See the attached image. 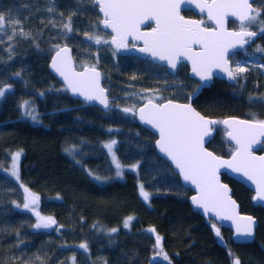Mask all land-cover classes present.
Instances as JSON below:
<instances>
[{"label":"trees","instance_id":"1","mask_svg":"<svg viewBox=\"0 0 264 264\" xmlns=\"http://www.w3.org/2000/svg\"><path fill=\"white\" fill-rule=\"evenodd\" d=\"M258 8L264 19V1ZM0 15V264H146L152 257L153 264H232L234 257L241 264H264V207L253 201L252 190L222 174L241 210L259 224L251 242L233 241L231 230L220 226V244L213 220L192 208L191 188L158 154L156 134L135 115L149 97L188 100L197 79L187 70L170 73L119 53L100 25L94 0H1ZM65 43L77 66L102 69L107 111L71 96L50 70L53 52ZM258 49L236 57H246L250 67H241L245 71L234 82L214 79L192 99L202 113L220 120L208 143L218 154L234 150L222 118L264 120V47ZM111 141L117 160L132 165L122 177H115L113 150L105 147ZM16 151L21 157L13 176L8 168ZM29 193L38 200L26 209ZM48 217L55 226L35 227Z\"/></svg>","mask_w":264,"mask_h":264},{"label":"snow or ice","instance_id":"2","mask_svg":"<svg viewBox=\"0 0 264 264\" xmlns=\"http://www.w3.org/2000/svg\"><path fill=\"white\" fill-rule=\"evenodd\" d=\"M192 0H96L101 12L104 14V25L110 27L115 35L112 36L111 43L117 48L127 47L128 37L134 40H142L144 47L141 52L149 53L152 57L162 61H167L174 69L177 66L179 58L186 57L192 62V71L198 75L201 80L211 78L213 67H222L227 63L225 55L230 47L235 44H243L247 41L243 38L253 37L255 32L245 30L246 22H254L260 13L250 15L252 6L250 0H205L203 4L197 7L203 11L205 8L208 12V19L215 21L218 30L206 29L202 27L203 21L185 20L180 15V6L184 3H191ZM228 16L236 17L240 23V32H228L223 28L224 19ZM146 20H154L156 27L151 32L141 33L140 24ZM4 26V17L0 15V29ZM65 27H68L67 25ZM70 30V28H69ZM100 43L99 37H89ZM233 38H235L233 42ZM108 43V41H104ZM199 44L201 51L194 52L192 45ZM67 53V49H63ZM260 51V49H258ZM60 52H57V56ZM53 68L64 77L68 87L73 92H79L86 100L99 99L107 107V101L103 98V89L99 87V73L94 72L92 77L83 73H75L71 70L70 65L67 71L57 67L55 59ZM94 71V70H93ZM238 71H245L244 68H238ZM232 77V73L229 72ZM5 94L0 89V97ZM27 105V102H25ZM125 112L130 109H124ZM140 119L147 124L152 125L159 131L160 139L157 140L161 152L165 153L180 170L185 181H190L199 189V196L192 197L193 203L203 207L207 213L210 210H217L221 207H230L234 209L235 202L227 195L226 185L219 183L217 171L221 167H228L233 171L242 172L249 180L257 185V197L264 200V156H253L250 148L255 142L256 136H264V121L255 120L241 121L225 120L222 123L232 129L228 133L232 140H235L237 148L233 153L231 160H223L213 155L203 147V138L208 135L209 124L217 121H209L196 112L190 104L180 105L173 104L169 101L166 104L157 105L149 100L148 104L139 110ZM32 115L31 112L27 113ZM35 120L36 117L32 116ZM116 141H111L105 147L111 153ZM69 151V149H66ZM20 153L13 157L15 161L19 158ZM116 168L120 169V164L115 161ZM13 176L17 175L15 171ZM117 175L120 172L117 171ZM97 179H100L97 177ZM142 188V186H141ZM28 193V189H24ZM141 195L148 199V194L141 191ZM31 197V203H36L38 197L29 193L25 197L24 208L29 207L27 202ZM19 207V205H17ZM219 214V213H217ZM39 217V213H36ZM226 219H232V215H225ZM129 217L125 221V227L128 226ZM248 223L243 230L237 225V232L244 235H251L252 218H245ZM55 221L51 218H41L36 228H48ZM113 232L116 229L112 230ZM217 236L220 235L216 230ZM160 245V238L157 237V246ZM81 248L86 249V244H81ZM167 259V256H164ZM234 264H240L236 259Z\"/></svg>","mask_w":264,"mask_h":264},{"label":"water","instance_id":"3","mask_svg":"<svg viewBox=\"0 0 264 264\" xmlns=\"http://www.w3.org/2000/svg\"><path fill=\"white\" fill-rule=\"evenodd\" d=\"M1 1V0H0ZM254 0H250L251 6H252V12L254 10V4H253ZM95 4L98 7V11L101 15V21H100V25L104 30H107L110 33V41L112 40V36L115 35L114 32H112V29L110 27H105L103 21L105 19L103 12H101L99 5L96 3V0H94ZM205 2V0H192L191 3H184L181 4L180 6V15L184 17L185 20H192V21H203L202 19H198L195 17H191V16H186L182 10L184 9H191L193 11H195L198 14H203L205 16L208 17V12L207 9L205 8L203 11H201V9L199 7H197L198 4H203ZM208 2H211V0H208ZM252 12L250 13V15L252 14ZM229 19H236L238 20V18L236 17H232V16H228L224 19V23H223V28L225 30H227L228 32H240L241 29H232V28H228V20ZM153 22L154 25L152 27H146L148 23ZM215 23V21H213ZM215 27H205L202 24V27L206 28V29H212V30H218V26L215 23ZM156 27L155 21L154 20H146L144 23L140 24V32L141 33H147V32H151L152 28ZM248 32H253L251 30H247ZM256 33V32H255ZM254 37V36H253ZM249 37L245 36L243 39L246 40V43L243 44H235L234 47H230L228 49V52L225 55V59L227 61L226 64H224L222 67H213L211 70V78L207 79V80H201V78L196 75L195 73H193L192 71V62L191 60L187 59L186 57H181L179 58L178 62H177V66L176 68H172L167 61H162L159 60L157 58L152 57L149 53L146 52H141L140 49L144 47V42L142 40H134L131 36L128 37L127 40V47H121V48H117L116 45L113 44V46L117 49V51L121 54H128V55H135V56H139L141 58H148L149 60H151L154 63H159L162 65H167L168 70L172 73H175L177 70V67L179 65L180 62L184 61L189 65V75L191 77H194L195 79L199 80V84L196 87V89L190 94V97L188 100L186 101H180V100H176V99H172V98H168V99H164V100H155L153 98H147L145 99L141 104H139L136 108L135 115L138 119V121H140L147 129L151 130L154 134H156V139H155V148L156 151L158 152V154L160 156H162L163 158H165L170 164L171 166L174 168V170L178 173L180 180L182 182L183 185L191 188L192 193L189 197V202L192 206V208L196 211H199V213L207 220V221H211L213 220V222L211 223L212 228L216 234V230H219L220 235L217 236L218 242L222 245H224L225 240L223 238V236L221 235V229L220 226L222 227H227L231 230V238L233 241L235 242H251L254 237H255V233H256V228L259 224V219L252 213L249 212H245L241 210V205L239 203V201L234 197L233 195V189L231 187V185L225 181L223 179L222 174L226 173L228 176L238 180L239 182L243 183L245 186H247L249 189L252 190L253 192V201L256 204H259L261 206L264 207V200H261L257 197V185L252 181L249 180L242 172H237V171H233V169L228 168V167H221L218 169L217 171V176L219 178V183L221 185H226L227 189H228V193L227 195L231 198V201L235 202V207L234 209L230 208V207H221L218 208L217 210L213 211L210 210L207 213L205 212L203 207H200L196 204L193 203L192 197L194 196H199V189L197 188V186L195 184H192L190 181H185L183 175H181L180 170L176 167L175 163L163 152H161L159 146L157 145V140L160 139L159 136V131L154 128L152 125L145 123L144 121H142L140 119V112L139 110L143 107H145L149 100L152 101V103L157 104V105H162V104H166L169 101H171L173 104H180V105H188L190 104L191 107L198 112L202 117H204L206 120L209 121H217V123L220 121L217 117H213V116H209L206 115L204 113H202L199 109H197L194 104H193V97L194 95L202 88V87H206L210 84V82L213 80L214 76L217 77H222V78H226L228 81L233 82L234 81V72L232 70L230 61H229V55L235 51V50H239L241 49L244 45L250 43V39H248ZM251 38V37H250ZM235 38H233V42H234ZM131 42V44H130ZM67 49V53H65L64 51H62L63 49ZM193 51L194 52H199L201 51V46L199 44H194L192 45ZM57 52H60V55L57 56ZM55 59L57 67H60L64 70L67 71L68 66L70 65L71 70L75 73H83L85 75H87L88 77H92L94 75V72H98L99 73V87L100 89H103V98L106 99L107 101V107H105V105L103 103H101V101L99 99H93V100H86L85 97L83 95H81L79 92H73L71 88L68 87L67 82L65 81L64 77L60 75L59 72L56 71L55 68H53V60ZM49 68L52 71V73L57 77V79L59 81H61L68 89L69 93L71 96H73L74 98H78L86 103L89 104H96L98 106H100L102 109L104 110H108L111 106L110 103V99H109V89L104 85V74L102 72V69L96 65H91V64H86L83 65L82 67H78L76 65L75 62V58H74V52H73V48L70 44L65 43L60 45L59 47H57L55 49V51L53 52L50 61H49ZM94 70V71H93ZM229 72L232 73V77L229 76ZM225 120H229V121H234V120H241V121H252L253 118H247V117H241L238 115H227L224 118L221 119V124L225 127L226 129V137L227 139L234 145V150L231 152L230 155H221L218 154L217 152H215L213 149H211L208 146L209 141L213 138L215 132H216V125L217 123L214 124H209L208 128H209V132L208 135H206L203 138V147L208 151L211 152L213 155L220 157L223 160H231L233 153L235 152L236 148H237V144L235 142V140H232L228 133L230 131H232L231 128H229L228 125L222 123V121ZM255 120H260V121H264L261 119H255ZM264 142V136L261 135H257L255 142H253L251 144V148L250 151L252 153L253 156L256 157H260V156H264V149H262V143ZM32 195L36 196L35 194L32 193ZM37 203V201H36ZM36 203H31V197H29V204L30 206H35ZM219 213V214H217ZM232 215V219H226L224 218L225 215ZM251 217L252 218V222H251V235H244L241 233L237 232V225L240 226L241 230H243V228L245 227V225L248 223V221L245 218ZM51 226H55V223L52 224ZM217 235V234H216ZM238 259L237 257L233 258L232 264H234V261ZM155 260V257H152L146 264H153ZM239 260V259H238ZM241 264V263H240Z\"/></svg>","mask_w":264,"mask_h":264},{"label":"flooded vegetation","instance_id":"4","mask_svg":"<svg viewBox=\"0 0 264 264\" xmlns=\"http://www.w3.org/2000/svg\"><path fill=\"white\" fill-rule=\"evenodd\" d=\"M261 1H264V0H254L253 1V4H254L255 7H254V10H253L251 15H255L257 12L260 13L259 8H258V4ZM182 12L186 16H191V17H195V18H198V19H202L203 20V26H205V27H215L216 26L215 23L212 20H209L207 16H205L203 14H198V13H196L195 11H193L191 9H184V10H182ZM100 18H101V15H100ZM153 25H154V23L150 22V23L147 24L146 27H152ZM228 28H232V29H236V30L241 29L239 20L229 19L228 20ZM245 29L251 30L253 32H256V35L254 37L248 38V39H250V43L244 45L239 50L233 51L229 55V61H230L232 70L234 72V81L236 80V78H237V76L239 74L237 67H245V66L250 67L249 65L244 64L243 62H241V58L236 59V57H238V55H242L245 51H249L250 48L256 49V47H260V49H263V47H264V19L259 18V16H257L256 20L254 22H252L250 24H248L246 22ZM130 44H131V42H130ZM142 59H148V58H142ZM152 63H154V62H152ZM154 64L161 65L166 70H168L167 65H162V64H159V63H154ZM263 67H264V65H263ZM181 69L187 70V72L189 74V65L186 62H184V61L180 62L175 73H177L178 70H181ZM170 73H172V72H170ZM214 79L227 80L226 78L217 77V76H214L213 80ZM228 82H230V81H228ZM198 84H199V80H198ZM153 99H155V98H153ZM155 100H159V99H155ZM162 100H164V99H162ZM159 101H161V100H159ZM263 144H264V142L262 143V147H263Z\"/></svg>","mask_w":264,"mask_h":264},{"label":"rangeland","instance_id":"5","mask_svg":"<svg viewBox=\"0 0 264 264\" xmlns=\"http://www.w3.org/2000/svg\"><path fill=\"white\" fill-rule=\"evenodd\" d=\"M244 58H246V57L243 56L242 59H241V62H243L244 64H246L243 61ZM247 61H251V59H248L247 58ZM237 68H241V67H237ZM150 98H154V97H150ZM25 110L26 111H29L30 110V112L32 113V116H35V111L31 107H28V106L25 105ZM16 153H20V155H19V158L15 161V167H14L13 166L14 165L13 157L15 156ZM113 155L115 157V161H117L120 164V166H121L119 170L116 168L117 171L120 172V175H117V173H116L115 177H122L124 175V170L125 169H128V168H131L132 165H130V164H123L119 160H117V157H116V154H115V151L114 150H113ZM20 157H21V152L20 151H16V152H14L12 154V159H11V162H10V166L8 168V170H9L10 173H13V171H15L16 173H18ZM115 166H116V163H115ZM95 177L97 178V176H95ZM98 177L100 178V179H98L99 181H103L105 179V178H103L101 176H98ZM109 178L110 177H108L107 179H109Z\"/></svg>","mask_w":264,"mask_h":264}]
</instances>
